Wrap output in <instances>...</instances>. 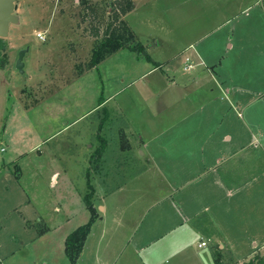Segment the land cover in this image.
<instances>
[{
  "label": "crops",
  "instance_id": "obj_1",
  "mask_svg": "<svg viewBox=\"0 0 264 264\" xmlns=\"http://www.w3.org/2000/svg\"><path fill=\"white\" fill-rule=\"evenodd\" d=\"M87 1L96 6L104 0ZM138 1L122 14L127 23ZM173 20L178 27L179 9ZM78 34L67 54L71 69L82 62L78 74L101 65L106 73V62L119 65L115 87L94 106L104 111L95 123L102 134L98 139L107 140L102 151L110 145V128L120 127L133 140L140 166L114 181L120 169L100 175L104 167L94 169L89 161L96 148L89 154L90 144L71 137L68 149L72 143L80 152L74 154L75 163L68 162L71 154L61 169L53 166L55 161L47 163L49 186L63 196L49 208L63 211L64 217L45 223L42 188L28 176L41 182L46 166L35 161L34 153L41 156L38 145L57 130L29 147L31 164L23 161L26 150L17 149L20 138L9 126L32 105L0 67V163L5 165L0 173V264H69L65 236L91 215L84 201L88 181L96 217L76 264H216V255L223 264H244L256 251L264 253V0H248L230 17L199 30L184 47L182 63L176 60L179 52L152 55L145 38L147 52L159 65L121 47L88 66L96 38ZM114 58L119 60L115 64ZM118 157L112 160L121 161ZM75 195L80 203L74 204ZM72 205L78 207L72 215L81 214L74 225Z\"/></svg>",
  "mask_w": 264,
  "mask_h": 264
},
{
  "label": "rangeland",
  "instance_id": "obj_2",
  "mask_svg": "<svg viewBox=\"0 0 264 264\" xmlns=\"http://www.w3.org/2000/svg\"><path fill=\"white\" fill-rule=\"evenodd\" d=\"M15 1L18 22L11 23L8 35L1 37L3 45H0V67L7 76L9 75L11 84H18L19 88L23 90L25 101L29 102L28 104H31L32 107L23 108L9 127L11 133L16 138H20V145L17 149L26 150L23 161H29L30 164L33 160L29 154L32 152L29 147L57 130L54 135L49 136L45 142L38 145L41 156H38V152H33L35 161H41V165L46 166L42 169L41 182H34V178L28 176V179L42 188L41 192L46 201V205L42 208L47 212L44 214L45 223L56 224L64 217V214L63 211L51 210V205L61 201L63 196L59 190L49 186L51 183L47 180V173L50 167L47 163L55 161L52 162L53 166L61 169V167H65L66 161L70 160L69 154L72 155L73 161L68 162L75 163L74 154L80 152L75 151L77 148L72 143L71 148L68 149L70 140L72 142L71 137L85 145L90 144L89 154L100 143L98 138L102 134H100L99 126L98 129L95 128V123L97 122L96 115L98 113L103 115L104 111L102 112V107L95 111L94 106L98 103L97 98L99 99L100 95L106 96L112 90L113 85L115 87L116 77L114 78L113 74L116 73L115 67L119 66L117 63L119 60L114 58L116 66L112 65L111 60L106 62V68L109 69L106 73L104 66L101 65L99 70L93 68L92 70L88 69V72L78 74L83 70L85 64L76 63L75 67L71 69L67 54L73 46H76L77 41L73 36L79 35L78 32L89 34L90 29L99 28V35H101L103 30L110 29L113 25L117 26L118 22L113 19V13L118 12L120 2L119 0H104L96 4L95 12L91 7H87V0ZM247 1L139 0L138 7L128 15L127 20L131 29L140 37L141 42L143 39L149 38V42H151L149 51L152 55L164 56L161 54L173 51L170 54L173 55L179 52V55H176V60L182 63L185 53H187L184 51V47L197 36L199 30L230 17ZM178 9L179 29L173 20V15ZM37 31L47 33L46 39L40 40L36 35ZM151 35L158 39L157 45L149 37ZM169 39H172L173 43ZM21 48L27 49L23 57V61H26L24 72L15 67V59ZM121 63V67L129 65L128 61ZM188 63L192 64V62ZM88 110L90 111L87 115L85 113ZM80 115V120L74 123L71 128L64 127L73 117ZM136 118L134 117V120ZM110 130L114 132H108V137L111 140L109 147L105 151H101L100 154L93 152L89 161L90 167L94 169L100 166L104 167L97 171L100 175L105 173V170L112 173V171L120 169V172L115 175V181L123 176L122 173L129 174L134 168L140 166L139 161L141 160L137 158L136 148L133 145V140L129 141L128 134L124 133L120 127L118 131L116 127H111ZM132 135L134 139L137 138V131H134ZM105 142L107 144L106 138ZM118 153H121V161L112 160L116 154L117 157H120ZM102 155L106 161H98ZM59 174L64 175L61 171ZM75 174L77 173H73V175ZM77 181L79 183L76 182V186L77 183L83 185L80 179ZM87 185L84 189L85 193L91 190ZM79 189L82 190V187ZM75 193H79L77 189ZM92 200L91 196V202ZM78 201L80 203L81 198L79 199L75 195L74 204ZM77 209L78 207L72 205L71 215ZM80 216V213L72 215L70 225H74Z\"/></svg>",
  "mask_w": 264,
  "mask_h": 264
},
{
  "label": "trees",
  "instance_id": "obj_3",
  "mask_svg": "<svg viewBox=\"0 0 264 264\" xmlns=\"http://www.w3.org/2000/svg\"><path fill=\"white\" fill-rule=\"evenodd\" d=\"M119 2L118 12L116 11L113 13V19L115 21L117 20L118 22L117 26L113 25L110 29L107 28L105 31L103 30L101 35H99V28H93L94 30L90 29L89 31L91 35L95 36L96 40L92 48L90 58L87 62L88 66H96L97 63L101 59H103L105 55L121 47H125L138 53H142L147 60L151 61L155 65H159V62L152 59L151 55L147 52L144 44L136 36L126 20L120 17L121 14H124L134 6L133 0H119ZM86 5H88L87 7H91L92 9H94L96 12V8L94 5L90 3H86ZM0 45H3V39L1 37ZM102 98V95H100V102H102ZM104 144L105 140L101 138L100 144L93 152L95 154H100L103 150V147L105 146ZM4 168V163H0V173L4 170ZM88 187L91 190L84 194V201L86 203V206L89 208L91 215L86 222L78 224L73 229H71L66 234L64 240V249L69 257V264H76V258L80 250L82 249L86 234L88 233L90 226L96 217L95 207L91 202V196L93 192L92 185L91 183H89V181ZM39 230L41 231L42 229L39 228ZM215 260L216 264H223V262L220 260L219 255H216ZM244 264H264V253L256 251L252 256L244 260Z\"/></svg>",
  "mask_w": 264,
  "mask_h": 264
},
{
  "label": "water",
  "instance_id": "obj_4",
  "mask_svg": "<svg viewBox=\"0 0 264 264\" xmlns=\"http://www.w3.org/2000/svg\"><path fill=\"white\" fill-rule=\"evenodd\" d=\"M16 8L17 3L15 0H0V37L8 35L10 23L18 22V15L15 12ZM26 51V48L19 49L15 59V67L21 72H24L23 57Z\"/></svg>",
  "mask_w": 264,
  "mask_h": 264
},
{
  "label": "built area",
  "instance_id": "obj_5",
  "mask_svg": "<svg viewBox=\"0 0 264 264\" xmlns=\"http://www.w3.org/2000/svg\"><path fill=\"white\" fill-rule=\"evenodd\" d=\"M36 35H37V37L39 38V39H45L46 38V33L44 32V31H37L36 32ZM187 67L190 69V68H192V64L191 63H188L187 64ZM205 242V240H201L199 243H204Z\"/></svg>",
  "mask_w": 264,
  "mask_h": 264
}]
</instances>
